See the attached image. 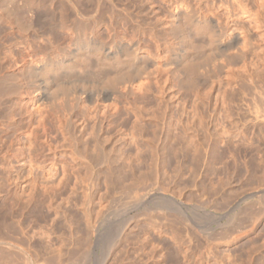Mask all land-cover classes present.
Listing matches in <instances>:
<instances>
[{
  "label": "rangeland",
  "instance_id": "obj_1",
  "mask_svg": "<svg viewBox=\"0 0 264 264\" xmlns=\"http://www.w3.org/2000/svg\"><path fill=\"white\" fill-rule=\"evenodd\" d=\"M97 54L123 88L50 106ZM263 162L264 0H0V264H264Z\"/></svg>",
  "mask_w": 264,
  "mask_h": 264
},
{
  "label": "clouds",
  "instance_id": "obj_2",
  "mask_svg": "<svg viewBox=\"0 0 264 264\" xmlns=\"http://www.w3.org/2000/svg\"><path fill=\"white\" fill-rule=\"evenodd\" d=\"M198 16L191 15L187 12L184 20V27L186 31L197 32L199 26L196 24ZM225 41L224 35L218 30H212L204 35L202 42L197 43L193 40L190 51L195 55L192 59L187 61L183 66L182 71L192 80L205 75L214 62H219L218 57V43ZM135 49V48H134ZM134 49L128 52L126 59L134 60L135 57L130 55ZM206 58V64L201 61ZM96 61L95 75L92 77L91 83H81L73 76L65 77L63 80H57L56 87L51 91L49 105L52 107L59 106L63 103H72L75 100L77 103L81 101L82 94L78 93V88H90L93 92L97 89H112L119 92L123 88V84L119 79L118 73L127 71L130 67L126 68L123 62L113 63L103 58L101 55L88 56L82 58L81 63L88 67L92 61ZM83 71V68L81 69ZM97 95L99 93L97 92ZM96 95V96H97ZM100 96V95H99Z\"/></svg>",
  "mask_w": 264,
  "mask_h": 264
},
{
  "label": "bare ground",
  "instance_id": "obj_3",
  "mask_svg": "<svg viewBox=\"0 0 264 264\" xmlns=\"http://www.w3.org/2000/svg\"><path fill=\"white\" fill-rule=\"evenodd\" d=\"M210 23H211V20L210 19H204V18H197V21H196V24L199 26V28H198V30L201 32V31H203L207 26H210ZM205 26V27H204ZM219 31L221 32V34H223V30L222 29H219ZM238 41V37H234V39H232V41L230 40L229 42L227 41V42H224V44H222V45H224L225 47H231V46H233V44H235V42H237ZM108 51V50H107ZM63 69V68H62ZM53 77V76H52ZM58 77V76H57ZM56 77V78H57ZM261 77H263V76H261ZM56 78H53L50 82H49V87H52L53 85H56L57 84V79ZM82 79H84V78H82ZM125 80V79H124ZM82 81V80H81ZM127 81V80H126ZM129 81L130 80H128V83H129ZM251 81V80H250ZM92 82V81H91ZM125 82V81H124ZM132 82V81H131ZM131 82L129 83V85L131 84ZM261 82V81H260ZM81 83H90V80L89 81H87V80H83ZM127 83V82H126ZM89 88H83V87H81V88H78L77 89V91H78V93H84V94H86V97L88 98V100H90V101H94V95H92L91 94V92H88V91H90V90H88ZM248 90H250V89H248ZM99 91V90H98ZM101 92V91H100ZM96 94V93H95ZM102 94V93H101ZM100 94V95H101ZM96 96V95H95ZM99 96V95H98ZM110 95H108V94H106V95H104L101 99H102V101H108L109 99H110ZM99 100V99H98ZM254 133V132H253ZM261 153V152H260ZM256 159V158H255ZM264 163V162H263ZM253 178V177H252ZM255 180V179H254ZM264 181V180H263ZM259 185V184H258ZM261 185V187L260 188H258L255 192V194L253 193V194H247V195H245V198L244 199H250L251 197H255V195L257 194V193H259L260 194V196H263L264 195V183H263V185L262 184H260ZM259 196V195H258ZM264 199V198H263ZM257 218V217H256ZM248 224V223H247ZM230 236V235H229ZM228 237V236H227Z\"/></svg>",
  "mask_w": 264,
  "mask_h": 264
}]
</instances>
